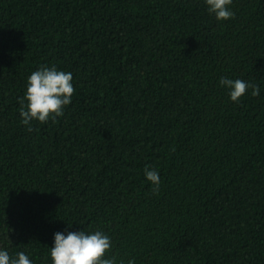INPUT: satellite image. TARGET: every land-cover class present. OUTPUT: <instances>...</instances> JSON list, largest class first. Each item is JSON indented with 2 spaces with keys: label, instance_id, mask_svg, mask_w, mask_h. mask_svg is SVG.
Returning <instances> with one entry per match:
<instances>
[{
  "label": "trees",
  "instance_id": "trees-1",
  "mask_svg": "<svg viewBox=\"0 0 264 264\" xmlns=\"http://www.w3.org/2000/svg\"><path fill=\"white\" fill-rule=\"evenodd\" d=\"M231 7L0 0V247L51 264L71 223L135 264H264V0ZM41 65L75 91L29 131L19 101ZM220 76L260 95L233 102Z\"/></svg>",
  "mask_w": 264,
  "mask_h": 264
},
{
  "label": "clouds",
  "instance_id": "clouds-1",
  "mask_svg": "<svg viewBox=\"0 0 264 264\" xmlns=\"http://www.w3.org/2000/svg\"><path fill=\"white\" fill-rule=\"evenodd\" d=\"M204 3L217 21H225L235 15L231 7L233 0H204ZM72 80L70 71L59 69L56 65H41L32 71L26 80L24 96L19 101L21 123L31 131L32 121L45 123L50 118L62 116L75 91ZM218 86L224 88L229 99L237 103L247 89H251L253 96L260 95L258 84L240 78L220 76ZM144 176L153 192H158L161 184L158 171L146 165ZM70 227L71 223H68L64 231L53 234L51 264H135L134 257L125 261L116 254H106L112 247V240L104 231H70ZM0 264H34V261L25 251L11 254L6 247H0Z\"/></svg>",
  "mask_w": 264,
  "mask_h": 264
}]
</instances>
